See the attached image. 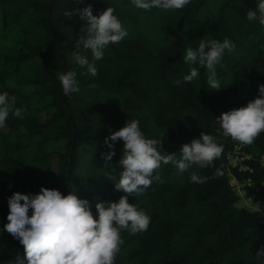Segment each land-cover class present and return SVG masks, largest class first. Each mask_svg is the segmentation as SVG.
<instances>
[{"label":"trees","instance_id":"16d2710c","mask_svg":"<svg viewBox=\"0 0 264 264\" xmlns=\"http://www.w3.org/2000/svg\"><path fill=\"white\" fill-rule=\"evenodd\" d=\"M88 5L94 15L113 7L128 31L106 47L95 77L73 59L86 22L78 14L63 15ZM257 5L191 0L180 10L145 11L132 0H0V93L7 91L16 107L27 109L22 119L10 114L0 129V264L25 258L23 245L4 230L14 193L35 195L41 187L74 193L90 202L97 218L96 202L125 195L114 187L124 142H114L115 171L102 154L110 151L105 138L128 119L138 120L146 137L162 139L165 154L179 157L180 147L201 132L212 135L223 153L210 166L184 173L161 163L156 172L164 182L154 180L142 195L128 197L151 222L147 231L121 232L115 264H264L255 257L264 246V223L257 210L236 205L239 195L230 183L244 182L245 196L264 204V132L251 145L240 143L250 170L238 171L226 154L239 143L224 136L216 121L257 98L264 84V25L246 18ZM225 38L236 47L216 65L222 88L210 89L207 69L198 64V77L185 82L192 67L183 59L187 48ZM79 51L92 61L90 50ZM69 70L77 73L79 92L65 95L58 73ZM60 141L53 168L47 146ZM193 171L205 182H192Z\"/></svg>","mask_w":264,"mask_h":264},{"label":"clouds","instance_id":"9594fccd","mask_svg":"<svg viewBox=\"0 0 264 264\" xmlns=\"http://www.w3.org/2000/svg\"><path fill=\"white\" fill-rule=\"evenodd\" d=\"M81 2V0H77ZM191 0H132V4L145 11L161 9L164 11L180 10ZM115 9L107 7L99 15L93 14L91 5L83 9L65 11L63 15L71 17L78 14L86 25L81 28V35L76 42L77 51L73 59L86 73L98 75L96 61L103 59L104 50L111 44H118L128 36L122 22L114 15ZM259 12V15H257ZM248 21L258 20L264 25V0H258L256 10L249 9L246 13ZM90 50L92 61L80 54V47ZM235 43L228 38L223 42L215 39L200 40L198 48L188 47L183 59L190 64V73L183 77L185 82L197 78L199 71L193 65L207 69V84L212 90L222 88L217 78L216 65L221 62L227 52L235 50ZM77 73L69 70L58 73V79L65 95L79 92ZM177 84L180 81H176ZM258 97L246 106L222 113L216 118L223 135L234 141L251 145L264 132V84L258 87ZM17 98L7 91L0 93V129L6 127L9 115L23 118L27 109L16 107ZM124 142L123 158L118 162L120 178L114 187L125 193L118 202L98 201L95 203L98 218L91 211L87 199H80L74 193L62 194L57 189L41 187L33 194L14 193L8 199L9 213L4 230L23 245L25 258L17 259L16 264H115L116 256L124 243L121 232L128 231L135 235L148 230L151 217L136 204L129 203L128 197L140 196L149 188L153 181L163 183L156 172L164 165L171 164L184 173L192 166L205 168L223 153V146L205 132L200 138L193 139L180 147L179 157L175 152L165 154L162 151V139L148 138L141 130L136 119L126 121V125L105 138V145L110 149L103 155L105 165L115 171L110 162L115 156L114 142ZM156 172L155 175L153 173ZM190 180L204 183L206 178L193 171ZM31 210V215H29ZM256 260L264 262V246L256 252Z\"/></svg>","mask_w":264,"mask_h":264},{"label":"rangeland","instance_id":"374dc122","mask_svg":"<svg viewBox=\"0 0 264 264\" xmlns=\"http://www.w3.org/2000/svg\"><path fill=\"white\" fill-rule=\"evenodd\" d=\"M40 117L43 118V113L40 114ZM62 141L60 142H51L47 146V150L50 153V158L52 161L53 168L57 166L56 152L60 149ZM230 183L233 185L234 191L239 195V201L236 203L238 207H246L252 210H257L262 222L264 223V204L256 203L251 198L245 196L244 192V182H238L233 178L230 179Z\"/></svg>","mask_w":264,"mask_h":264},{"label":"built area","instance_id":"2783aa9c","mask_svg":"<svg viewBox=\"0 0 264 264\" xmlns=\"http://www.w3.org/2000/svg\"><path fill=\"white\" fill-rule=\"evenodd\" d=\"M249 155L244 154L241 151V144H235L232 150H229L226 154L227 162L232 168H236L238 171L250 170L248 165L243 161L248 158ZM263 156H261L260 161L263 163ZM246 182L250 184V180L247 179Z\"/></svg>","mask_w":264,"mask_h":264},{"label":"water","instance_id":"95a60500","mask_svg":"<svg viewBox=\"0 0 264 264\" xmlns=\"http://www.w3.org/2000/svg\"><path fill=\"white\" fill-rule=\"evenodd\" d=\"M75 133H76V131H75V128H74V136H75Z\"/></svg>","mask_w":264,"mask_h":264}]
</instances>
